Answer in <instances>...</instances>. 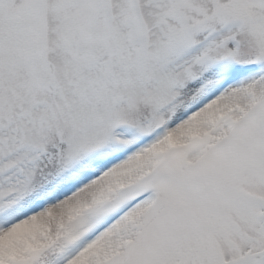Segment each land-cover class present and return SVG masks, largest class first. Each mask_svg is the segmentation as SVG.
I'll return each instance as SVG.
<instances>
[{
    "label": "snow or ice",
    "instance_id": "6c2138e0",
    "mask_svg": "<svg viewBox=\"0 0 264 264\" xmlns=\"http://www.w3.org/2000/svg\"><path fill=\"white\" fill-rule=\"evenodd\" d=\"M0 264H264V0H0Z\"/></svg>",
    "mask_w": 264,
    "mask_h": 264
},
{
    "label": "rangeland",
    "instance_id": "374dc122",
    "mask_svg": "<svg viewBox=\"0 0 264 264\" xmlns=\"http://www.w3.org/2000/svg\"><path fill=\"white\" fill-rule=\"evenodd\" d=\"M122 158H123V154L118 153V154L115 155L113 162H116V161H118L119 159H122Z\"/></svg>",
    "mask_w": 264,
    "mask_h": 264
}]
</instances>
